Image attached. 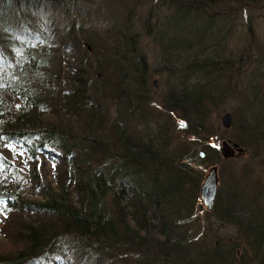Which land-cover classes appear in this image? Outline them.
Masks as SVG:
<instances>
[{"label": "trees", "instance_id": "obj_1", "mask_svg": "<svg viewBox=\"0 0 264 264\" xmlns=\"http://www.w3.org/2000/svg\"><path fill=\"white\" fill-rule=\"evenodd\" d=\"M263 3L0 0V264H264L259 184L228 172L208 213L251 254L198 238L196 215L209 169L232 160L211 140V108L239 97L228 139L264 146L261 44L228 43Z\"/></svg>", "mask_w": 264, "mask_h": 264}, {"label": "rangeland", "instance_id": "obj_2", "mask_svg": "<svg viewBox=\"0 0 264 264\" xmlns=\"http://www.w3.org/2000/svg\"><path fill=\"white\" fill-rule=\"evenodd\" d=\"M104 1L107 2V0ZM101 2H103V0H100V3ZM241 16L242 17L239 16V18H237L239 19V22L234 26L233 29H231V31H229V46L231 50L235 52L239 48H244L245 45H248L250 43V41H255L257 42V44H261L260 48L262 49L263 56H259V54H257V57L263 58L257 61L258 65L255 62H252L254 63V67H252L251 69L256 67L257 73L260 72L264 76V3L259 5L258 7L254 6L251 8H243V13ZM145 48H147L145 49V52L149 57V65L151 68H153L159 61V57L156 54L153 46H151V43L148 42L147 46L145 44ZM252 50V52H256L254 48ZM253 56L256 57V55L254 54ZM150 79L152 85L151 96H153L155 100L160 102V100L158 99H160V97L163 96L164 92L167 91V74L162 73V71L160 72L155 70ZM154 81H156V84H153ZM115 106L116 105L111 104L110 108V113H112L113 116L117 115V108ZM239 106V97H237L236 99L229 97L225 102L212 107L210 115L208 117L209 121L207 124V130H211L213 133L221 136L225 141H228V138H233L234 135H236L238 132L237 127H235L234 125V121L235 118H239L238 120H240V117H238L240 116ZM227 112H230L232 114V118L234 120L231 127L225 129L222 126L220 118ZM235 154H237L236 151ZM228 172L234 173L238 178L242 177L244 179V182L246 180L247 182L251 181L259 184L260 187H263L261 192H263L262 198L264 203V146H262L260 150H254L250 147L248 150L246 149L242 154L233 157L227 165L221 167V170L219 169L217 172L218 190L220 187L227 184L226 178ZM203 208L204 209H201V211L197 212L196 214L198 215L197 218H199V223L201 226L198 230L200 233V236L198 238H203L201 240H205L210 245L221 240L222 242H229L230 239H233L234 243L237 244L236 246L240 247V249L244 247L245 250L249 254H251V247L248 246L245 236H240L235 226L230 225L224 221H219L217 217L213 216L212 214L209 215L208 213L209 211H212V209L208 210L206 206H204ZM238 253H240V251H238ZM257 263V260L252 262V264Z\"/></svg>", "mask_w": 264, "mask_h": 264}, {"label": "water", "instance_id": "obj_3", "mask_svg": "<svg viewBox=\"0 0 264 264\" xmlns=\"http://www.w3.org/2000/svg\"><path fill=\"white\" fill-rule=\"evenodd\" d=\"M154 84H156V81H154ZM221 123L222 126L225 129H228L231 127L233 118L232 114L230 112H227L221 116ZM183 125V126H181ZM187 127V122L184 120H181L178 124V129H184ZM216 147L218 149L224 159L233 158L236 155L242 154L245 150L243 147L240 146L236 141L228 139V141H222L218 135L213 136L211 139ZM235 151L237 154H235ZM201 157H204V153H200ZM218 191V173H217V167L213 166L209 169L208 174L206 175L202 186L200 188V195H201V201L204 206L207 207L208 210L213 209L214 202L217 196Z\"/></svg>", "mask_w": 264, "mask_h": 264}, {"label": "flooded vegetation", "instance_id": "obj_4", "mask_svg": "<svg viewBox=\"0 0 264 264\" xmlns=\"http://www.w3.org/2000/svg\"><path fill=\"white\" fill-rule=\"evenodd\" d=\"M222 141H225V140H222Z\"/></svg>", "mask_w": 264, "mask_h": 264}, {"label": "snow or ice", "instance_id": "obj_5", "mask_svg": "<svg viewBox=\"0 0 264 264\" xmlns=\"http://www.w3.org/2000/svg\"><path fill=\"white\" fill-rule=\"evenodd\" d=\"M181 126H183V125H181Z\"/></svg>", "mask_w": 264, "mask_h": 264}]
</instances>
